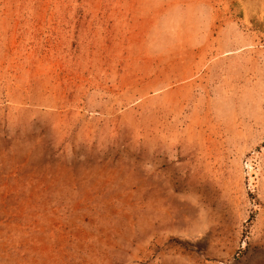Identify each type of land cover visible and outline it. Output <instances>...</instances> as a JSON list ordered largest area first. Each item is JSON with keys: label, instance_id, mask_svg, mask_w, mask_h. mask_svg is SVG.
<instances>
[{"label": "rangeland", "instance_id": "374dc122", "mask_svg": "<svg viewBox=\"0 0 264 264\" xmlns=\"http://www.w3.org/2000/svg\"><path fill=\"white\" fill-rule=\"evenodd\" d=\"M0 264H264V0H0Z\"/></svg>", "mask_w": 264, "mask_h": 264}]
</instances>
